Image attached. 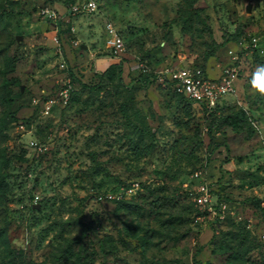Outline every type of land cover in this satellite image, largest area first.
I'll return each instance as SVG.
<instances>
[{"label": "rangeland", "instance_id": "obj_1", "mask_svg": "<svg viewBox=\"0 0 264 264\" xmlns=\"http://www.w3.org/2000/svg\"><path fill=\"white\" fill-rule=\"evenodd\" d=\"M95 1L0 0V264H264V0Z\"/></svg>", "mask_w": 264, "mask_h": 264}, {"label": "built area", "instance_id": "obj_2", "mask_svg": "<svg viewBox=\"0 0 264 264\" xmlns=\"http://www.w3.org/2000/svg\"><path fill=\"white\" fill-rule=\"evenodd\" d=\"M85 6L90 12L97 10L95 0H85ZM45 12L48 13V11ZM108 32L111 34L109 40L111 49L115 53L123 50V41L111 25H108ZM170 78L181 94L189 101L205 110L212 111L225 97L232 94L236 74L234 70H225L221 74V78L212 79L208 77L206 71L200 68H180L171 71ZM195 177H198V175L195 174ZM199 191L201 192L202 202L207 203L209 199L207 189L202 186Z\"/></svg>", "mask_w": 264, "mask_h": 264}, {"label": "clouds", "instance_id": "obj_3", "mask_svg": "<svg viewBox=\"0 0 264 264\" xmlns=\"http://www.w3.org/2000/svg\"><path fill=\"white\" fill-rule=\"evenodd\" d=\"M249 91L253 95L264 96V64H258L252 70L249 80Z\"/></svg>", "mask_w": 264, "mask_h": 264}, {"label": "trees", "instance_id": "obj_4", "mask_svg": "<svg viewBox=\"0 0 264 264\" xmlns=\"http://www.w3.org/2000/svg\"><path fill=\"white\" fill-rule=\"evenodd\" d=\"M213 56H214V53L211 52V53H209V54H207V55L205 56V60H207V59H209V58H211V57H213ZM119 64H120V63H118V67L120 66ZM112 66H113V65H112ZM115 66H116V65H115ZM120 68H121V67H120ZM200 69H202L203 71H205V66L200 67ZM183 97H184V96H183ZM184 98H185V100H186L188 103H190V105H192V106H196V107H199L200 109H202V110L205 111L208 115H211V116L215 115V112L219 109V106H220V104H219V105H217V107H216L214 110L209 111V110H205V109H203L202 107L196 105V104L193 103L192 101H189L186 97H184ZM12 101H13V98H12V97H9V99L7 100V102H8L9 104H11ZM228 118H229V117H227V119H228Z\"/></svg>", "mask_w": 264, "mask_h": 264}]
</instances>
